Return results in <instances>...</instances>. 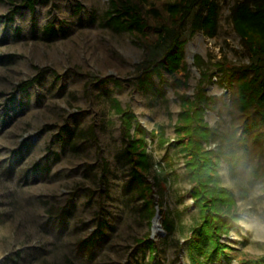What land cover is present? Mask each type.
Here are the masks:
<instances>
[{"label":"rangeland","instance_id":"374dc122","mask_svg":"<svg viewBox=\"0 0 264 264\" xmlns=\"http://www.w3.org/2000/svg\"><path fill=\"white\" fill-rule=\"evenodd\" d=\"M180 1L0 0V264H193L185 240L198 212L179 141L172 144L175 124L183 101L203 88L216 99L205 121L229 138L230 110L238 112L227 107L231 91L220 83V70L257 58L232 21L241 0H217L213 36L193 31L198 6L185 19L170 14L169 5ZM123 4L141 15L142 30L108 23ZM177 33L181 67L154 73ZM145 74L152 88H139ZM118 106L157 133L145 144L152 194L128 187ZM248 141L245 167L222 162L218 170L241 218L223 238L230 245L223 264L264 257V140ZM224 142L243 152L236 140Z\"/></svg>","mask_w":264,"mask_h":264},{"label":"trees","instance_id":"16d2710c","mask_svg":"<svg viewBox=\"0 0 264 264\" xmlns=\"http://www.w3.org/2000/svg\"><path fill=\"white\" fill-rule=\"evenodd\" d=\"M196 6L198 10L193 15L191 24L193 31H203L208 36L215 35L218 16L217 0H181L179 3L170 4L168 10L173 17L180 15L182 19H185ZM17 11H13L14 14ZM13 12L9 20L13 19ZM231 17L245 49L252 57H256L257 61L226 68L222 66L220 70L222 72L219 77L220 83L231 91L227 107H233L238 112L234 113L230 110L232 118L229 138L218 127H211L205 121V111L215 104L216 99L208 97L203 88H198L193 100L183 101V108L175 124L178 137L172 142L176 144L179 141V150L185 160L186 174L193 183L190 192L198 212V219L185 240L186 252L193 264H223L228 260L227 249L230 245L224 242L223 238L239 227L241 218L235 210V194L229 187L222 184L218 170L222 162L228 163L235 169L241 167L240 163L242 167H245L246 157L252 155L248 140L253 139L254 145L264 140V65H261L264 61V0L237 2L232 8ZM108 23L122 31H132L135 28L142 30L145 27L135 7L125 4L122 5V10H116ZM46 32L56 35L55 30L46 29ZM178 36L177 33L163 60L153 64L154 73L160 74L161 69L164 68L168 73L173 74L181 67L183 51L182 42H179ZM195 63L202 69V75H205L203 67L206 66V62L203 58L196 57ZM148 76L145 74L140 78L139 88L145 89L148 86L147 83L152 85L151 88L153 87L154 84L148 81ZM119 109L122 136L125 141L124 156L130 170L128 187L133 184H137L138 189L145 186V189L152 194L155 187L150 186L152 180H149V176L153 170V161L145 144L148 136L156 137L157 133L149 132L130 110H122L121 107ZM133 120H135L134 123ZM240 121L241 123H238ZM226 139L240 143L243 152L238 154L232 149L230 145L233 142L229 146L223 143ZM165 140L162 137L160 142L163 143ZM213 142H216L214 146H212ZM163 158L169 160V152H166ZM152 179L157 186L159 176L154 175ZM147 203L152 206L154 201L147 200ZM165 221V228L169 231V220ZM144 241L149 245L150 250L156 251L153 243L147 239ZM244 264H264V257L256 261H246Z\"/></svg>","mask_w":264,"mask_h":264},{"label":"water","instance_id":"95a60500","mask_svg":"<svg viewBox=\"0 0 264 264\" xmlns=\"http://www.w3.org/2000/svg\"><path fill=\"white\" fill-rule=\"evenodd\" d=\"M157 218H158V215H157ZM157 218H156V219H157ZM155 226H157V225H155Z\"/></svg>","mask_w":264,"mask_h":264}]
</instances>
